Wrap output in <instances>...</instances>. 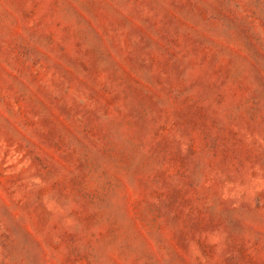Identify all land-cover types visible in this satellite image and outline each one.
I'll list each match as a JSON object with an SVG mask.
<instances>
[{
  "label": "rangeland",
  "instance_id": "1",
  "mask_svg": "<svg viewBox=\"0 0 264 264\" xmlns=\"http://www.w3.org/2000/svg\"><path fill=\"white\" fill-rule=\"evenodd\" d=\"M0 264H264V0H0Z\"/></svg>",
  "mask_w": 264,
  "mask_h": 264
}]
</instances>
